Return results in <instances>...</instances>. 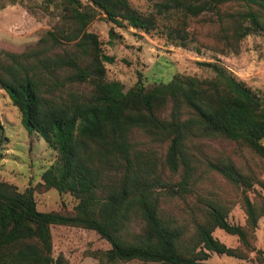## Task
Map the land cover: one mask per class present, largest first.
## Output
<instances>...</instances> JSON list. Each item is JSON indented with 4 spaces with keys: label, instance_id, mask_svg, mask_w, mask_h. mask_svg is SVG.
<instances>
[{
    "label": "trees",
    "instance_id": "16d2710c",
    "mask_svg": "<svg viewBox=\"0 0 264 264\" xmlns=\"http://www.w3.org/2000/svg\"><path fill=\"white\" fill-rule=\"evenodd\" d=\"M59 2L58 21L35 48L3 53L0 88L24 128L57 152L39 186L77 203L40 211L35 188L0 181V264H67L52 254V225L97 232L110 244L95 253L99 264H215L211 253H258L252 239L264 217V103L210 62L203 63L215 72L209 79L177 73L123 90L107 79L104 63L113 58L87 26L101 14L149 33L165 20L166 37L185 46L189 22L199 18L217 21L218 37L234 45L264 30V0H160L149 13L128 0ZM230 195L245 225L228 221ZM216 228L239 245L220 241Z\"/></svg>",
    "mask_w": 264,
    "mask_h": 264
},
{
    "label": "rangeland",
    "instance_id": "374dc122",
    "mask_svg": "<svg viewBox=\"0 0 264 264\" xmlns=\"http://www.w3.org/2000/svg\"><path fill=\"white\" fill-rule=\"evenodd\" d=\"M128 1L138 11L149 13L154 3L160 0ZM61 12L59 0H0V58L5 57L4 52L21 53L35 48L53 28ZM102 16L97 15L87 26V31L96 34L102 52L113 58L112 62L104 63L106 77L120 82L123 90L135 85L138 79L148 86L168 82L177 73L209 79L215 76V72L203 63L210 62L243 81L264 103V30L250 33L229 45L218 37L217 21L205 23L193 18L188 25L191 41L183 46L166 37L165 20H159L158 28L146 33L126 23L117 26ZM168 24L174 22L171 20ZM110 29L114 32L112 36ZM210 143L219 147L214 141ZM56 157V150L41 136L24 128L19 110L0 88V181L11 183L20 191L35 188L34 199L40 211L72 210L77 200L70 193L39 186L43 183L42 174ZM227 197L234 202L228 221L245 225L246 215L238 197ZM254 232L252 240L258 253L253 251L246 259L211 253L208 261L215 264H264V217L259 219ZM51 234L53 256L64 255L67 264H99L95 253L110 248V244L91 229L52 225ZM213 235L228 246L239 245L237 236L222 229L216 228ZM120 264L161 263L133 260Z\"/></svg>",
    "mask_w": 264,
    "mask_h": 264
},
{
    "label": "crops",
    "instance_id": "0c3cea01",
    "mask_svg": "<svg viewBox=\"0 0 264 264\" xmlns=\"http://www.w3.org/2000/svg\"><path fill=\"white\" fill-rule=\"evenodd\" d=\"M224 243V242H223ZM228 246V245H227ZM233 247V246H232Z\"/></svg>",
    "mask_w": 264,
    "mask_h": 264
}]
</instances>
